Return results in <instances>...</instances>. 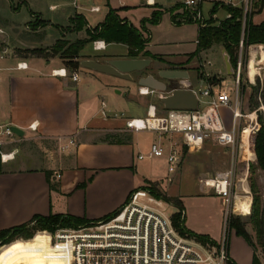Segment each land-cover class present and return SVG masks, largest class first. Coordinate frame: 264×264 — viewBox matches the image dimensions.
Masks as SVG:
<instances>
[{
  "label": "crops",
  "instance_id": "crops-1",
  "mask_svg": "<svg viewBox=\"0 0 264 264\" xmlns=\"http://www.w3.org/2000/svg\"><path fill=\"white\" fill-rule=\"evenodd\" d=\"M130 2L131 4L127 0H119L118 7L110 6L105 12L99 5L93 4L86 9V7L80 6L78 2H74L73 4L76 3V11L69 17V25L64 28H68L70 20L78 14L86 18L89 27H96L105 20L110 9L117 10L121 18L133 24L126 16V11L134 7L133 1ZM139 2L148 9L147 16L144 18L147 19L156 10V7H154L155 9L152 7L153 5L157 4L159 7L170 9L181 3V0H176L175 5H171V7L166 3L163 4V0H154L153 4L150 5L146 4L145 0H139ZM51 7L55 8V6ZM92 7H99L100 12L92 13L90 11ZM39 20L46 21L47 27L56 25L53 21H47L41 17ZM172 24L176 25L173 21ZM44 28L46 27H40L35 31L40 33ZM59 29L61 36L57 41L65 39L74 43L77 40L87 38L85 30L79 33H64L62 32L63 27L59 26ZM148 29L151 41L147 50L158 59L160 58L159 60L151 59L154 66L152 70H147L149 71L148 75L152 74L154 69H157V72L160 70H185L189 73L194 88L212 85L208 81L209 77H232L228 74L227 65L224 69H217L215 73H207L204 66L203 70H195L197 63L194 59L189 62L190 55L185 56L183 61H177L170 56L153 53V36L150 25H148ZM0 31L3 32V35L6 34L5 36L0 35V38L8 37L7 39H9L8 31L3 25H0ZM197 41L198 39L196 44ZM55 43L53 45H41V47L21 43L15 48L25 50L51 49ZM105 44L107 49L111 46ZM123 46L126 48L124 53L106 55L105 58L87 55L82 51L81 57H86H82L81 60H95L105 63L113 59H130L127 57V47ZM220 50L225 59V50L221 46ZM5 51L6 54L0 59V124L19 128L24 132V136L16 143L2 148L7 152L16 150V156L13 161L7 164L0 162V231L29 224L35 216H72L89 222L101 220L112 215L123 206L133 191L148 187L147 182H154L160 186V180L155 178L153 173H150L151 165L149 164L151 161L160 158L139 160L138 155L140 153L147 155L154 143L161 144L168 149L170 137L158 135L155 140L145 143L141 133H134L126 128V121L136 116L124 113L116 115L106 100L103 99L104 94L108 93L109 89H114V95L122 94L123 91H120V87L115 86L110 78L115 76L91 70L80 72L79 69L77 71L80 72V78L78 82H74L71 79V74H68L67 77L57 74L58 70L64 69L68 73L67 68L57 58L47 60L39 56L20 57L14 55L9 46L6 47ZM250 55L252 56L251 61L249 58L246 64L249 65L250 76L254 77L256 74L255 58H264V45L251 46ZM22 62L28 64L27 70L18 69V64ZM199 73L203 74V78L200 77ZM133 76L135 79L131 82L139 94L140 88L137 80L141 74H134ZM249 82L254 85L250 79ZM173 83V88L178 87V84L183 85V82L179 81ZM232 83H234L233 80ZM89 85L94 88L91 93L86 92ZM219 86L229 88L231 84L225 79L222 81V86ZM251 87L253 89L254 86L247 87L240 84V103L243 114H247V111L250 110ZM102 103L106 105V116L102 114ZM151 104L153 102L150 101L148 106ZM262 108L264 110V107ZM230 113V109L223 108L221 110L222 116ZM250 114L253 117L257 116L256 113ZM32 124L37 125L36 131L29 129ZM232 126V121L226 123L227 129H231ZM178 137L181 136H174L173 139H178ZM254 138L255 136L252 139V148L254 147ZM179 139L182 141L181 138ZM70 140L75 141L76 145L70 146L69 149H63L69 145ZM27 142L31 145L27 147L31 148H26L25 154H22V151L17 147H13ZM33 144L36 145L35 148H32ZM216 144L215 140H209L204 144L203 147L206 149L205 164H201L199 160L196 162L195 160L199 158L197 157L191 162L184 163L179 171L183 173L188 163L199 165L203 171L202 174L200 171L198 172L200 175L197 177L199 181H196L197 191L195 193L182 191L178 197H171L180 199L184 208H186L185 202L194 197L220 198L205 185V180L209 176L221 172L223 165L229 166L228 169L231 168L232 149L218 144L214 146ZM251 145L249 143L247 145L246 156L251 153ZM198 153H190V155L193 157ZM248 169L245 168L244 170L249 174ZM258 173L261 175L259 188L264 200V174L260 170ZM248 177L249 175H247V182ZM245 190L247 192L246 198L240 206H238L239 202L236 199L235 212L249 216L252 205L249 182L248 188ZM165 194L170 197L167 193ZM219 206L224 207L222 199ZM210 217L202 214L197 222L196 220L189 221L188 224L185 209V226L191 232L207 236L220 244L223 237L219 231L215 230L214 222ZM47 245H49L48 236ZM227 255L236 264H253L256 255L264 264L262 249L259 250V246L256 249L253 248L245 239L237 236L234 230H230ZM8 261L10 262V260ZM0 264L10 263H6L5 259H0Z\"/></svg>",
  "mask_w": 264,
  "mask_h": 264
},
{
  "label": "built area",
  "instance_id": "built-area-1",
  "mask_svg": "<svg viewBox=\"0 0 264 264\" xmlns=\"http://www.w3.org/2000/svg\"><path fill=\"white\" fill-rule=\"evenodd\" d=\"M205 1L181 0L188 11L184 19H190L192 23L198 24L199 28L205 27L207 20L212 18V14L210 18L204 17L202 5ZM254 1L220 0L221 5L240 8L244 12L234 96L227 87L219 85L199 88L192 86L189 89L194 91L198 100L196 110H166L164 105L159 110L155 104H151L148 106L145 118L132 117L126 121V128L131 132H152L161 137L169 136V140L172 139L168 149L161 144L154 143L147 155L141 153L138 155L139 160H146L162 158L168 154L169 171L172 173L176 172L182 163L183 147H188L190 151L198 150L207 141L215 140L219 146L232 149L231 168L217 172L205 180V185L222 199L224 207L227 208L220 248L203 244L189 235L182 234L173 223L174 215L179 212L175 205L158 198L150 188H140L133 191L127 202L106 218L91 221L78 228H58L53 232H38L48 235V242L54 255L65 259L67 264H228L226 246L230 230L229 222L232 215L237 213L235 202L237 197L243 195L242 184L246 183V188H248V172L243 170L242 179L240 181L237 179V172L241 168L239 151L242 145V160L246 161L248 169L250 157L246 156L248 144L245 134L246 127L252 126L253 137L257 132L254 130L256 125H252L253 120L249 119L248 114L242 113L239 98L241 72L246 66L249 68V65L243 61L244 36L247 16L253 12ZM152 2L153 0H145L148 5ZM90 11L98 13L100 8L92 7ZM213 17L219 24L222 20L229 19L231 14L227 13L224 19H219L215 15ZM93 49L97 52L105 51L107 45L99 40L94 42ZM5 54L6 51L0 50V59ZM17 67L19 70H27L28 64L22 62ZM57 74L63 77L70 75L65 69L57 71ZM70 76L74 82H78L80 78L77 70ZM184 88H186L184 84H178V87L174 89ZM139 94L145 97L159 94L160 101L165 97L161 95L165 93L147 87L140 88ZM102 106V114L106 116L105 103H102ZM223 108L231 111L233 124L231 129H227L221 115ZM255 123L258 124L257 118H255ZM29 129L36 131L37 125L32 124ZM174 136H181L182 144L173 140ZM20 138L11 126L0 124V162L2 164L13 161L16 156V150L7 152L2 148L16 143ZM74 145H76L75 141L70 140L69 145L63 149H69ZM253 148L251 145V152ZM182 217H185V212H182Z\"/></svg>",
  "mask_w": 264,
  "mask_h": 264
},
{
  "label": "rangeland",
  "instance_id": "rangeland-1",
  "mask_svg": "<svg viewBox=\"0 0 264 264\" xmlns=\"http://www.w3.org/2000/svg\"><path fill=\"white\" fill-rule=\"evenodd\" d=\"M118 1L119 0H79L78 3L80 6L86 7V9L93 4L99 5L103 8L104 10L103 12H105L106 10H108L110 6L118 7ZM130 1L131 0H127L129 4H131ZM132 1L134 3V7L126 11V16L128 17L129 20L133 22L134 25H136L137 27H141L143 19L147 16L148 9L145 5L144 6L141 5L139 0H132ZM257 1L258 0H256V2ZM74 2L76 1L75 0H0V25H3V27L6 28V31H8L7 34L9 35V39H7L8 37L7 38L3 37V39L0 38V50L4 52L6 47L9 46L14 55H19L20 57H33V56L38 57V54L33 55L28 50L16 49L15 47L20 46L21 43H27V45H34L35 47H41V45L43 46L53 45L57 41V39L61 36V31L59 29V26L63 27V30L66 29L64 27L69 25V17L73 15L74 12L76 11L75 10L76 4H73ZM175 2L176 0H163V4L166 3V5L170 7L171 5H175L174 4ZM178 4H182V3H178ZM217 4L218 5L220 4V0H206L203 3L202 12L205 18H210V14H211L210 12ZM51 6H55V8H52ZM152 7L154 8V5ZM170 9L160 7V9L158 10L168 11ZM186 14H188V11L187 8H185V6L183 5V7L179 8L173 13L170 12L169 14L167 13V15H164L158 25L151 26V31L153 36L152 52L157 54H162L165 56H170L171 58L177 61L180 60L183 61L185 59V56L190 55L189 62H191L194 59V61L197 63V67H195V70L197 71H199L200 69L203 70V66L207 73H215L219 68L224 69L226 63L221 53L219 45H215L211 49L207 51H203L199 55V57L191 58V55L195 54L198 50L197 48L198 44H196V40L198 39L199 27L198 24L192 23L190 19H184L186 17ZM213 15H215V17H218L219 19H224L225 16L227 15V12L225 10L219 9L216 13L214 14L212 13L211 19H214ZM36 16H39L47 21H53V23H56V25L52 27L45 26L46 28H44L40 33H38L34 30L33 26H30V24L40 21L38 18H37L38 20L36 19ZM171 16L175 17L177 23H181L183 25H177V26L173 25L171 21ZM90 21L92 22V20ZM261 21L262 22L264 21V7L263 10L259 14H256L253 18V22L255 24L260 23ZM186 23H190V24H186ZM0 35H3V32L0 31ZM93 46L94 43H90L86 45L83 50V53L87 55L90 54L98 58H105L106 55L122 54L126 51V48L120 44H112L104 52L94 51ZM250 47L244 48L243 61H245V58L247 60H249V58L250 59L252 58L251 55L249 56ZM42 50L45 51V53L42 55L43 57L48 54V53L46 54V50L47 51L49 50L48 55L52 56L50 49H42ZM82 57H86V56H82ZM54 58L59 59L62 62V64H64V67L67 68L68 72L70 74L72 73L70 69L67 67L68 61L66 59L62 58L61 55H57ZM45 59L48 60L51 58H45ZM153 66L154 65H151V67L148 68L147 70L150 69L152 70ZM79 69L80 72H88V70L84 69L83 67H80ZM148 72L149 71L145 72L141 76L148 75ZM234 72L235 73L232 75L231 78H227V77L218 78L215 76L209 77V82L210 81L211 82L213 81L215 83L221 82L220 85L222 86V81L227 79L231 84V86L228 89L231 90V94L232 96H234L236 71L234 70ZM258 73L259 75L256 76L254 85H251L249 82L247 66L243 68L241 72L242 75L241 85L247 87L254 86L256 88L255 90H257L256 92L251 87L250 92H251L252 100L250 98L249 103L251 106H250V110L247 111L248 115L250 113L258 112L257 116L254 117L253 119L254 120L253 124L256 125L255 128L257 131L259 126H257V124L255 123V118H257L258 121L259 114H261L264 117V110L262 109V107H264V98H262L261 96L262 91L264 90V65L259 68ZM152 74L157 76V69H154L152 71ZM199 74L200 77L203 78V74L201 73ZM110 78L113 80L114 85L120 87L119 90L123 91L122 94L118 96V95H114V89H109L108 93L104 94L103 97V99L106 100V102L108 103V105L116 115H120L124 113L126 115H133L136 117L145 118L147 116V107L150 101L153 102V104H155L159 110H161L163 104L159 99L160 96L159 94L152 95L149 97H141L138 94L137 88L135 87V85H133V82H131L130 80L121 79L118 77H110ZM232 80L234 81V83H232ZM164 81L168 85L169 87L168 93H170L174 89L172 87V84H174L173 82L176 81H170V80H164ZM93 89L94 88H92L89 85L87 86L86 92L91 93ZM161 95L167 96L168 94H161ZM239 98L241 99L240 94H239ZM257 105H259V107L257 110H255V107H257ZM222 117L225 123L227 122L231 123V113L223 114ZM140 133L142 134L141 136L145 141V143H150L152 140H155V138L158 136L157 133H152V132H140ZM179 138L182 139V137H178V139ZM178 139L174 138L173 140H177L179 144H182V141ZM171 140H169V142ZM27 146H31L30 143L28 144L27 142L23 144H18L16 146L14 145L13 147H17L18 149H20V151H22L23 154L26 148H31ZM214 146H217V144ZM35 147L36 145L33 144L32 148ZM192 151H190L188 147H183L182 163L179 166V169L174 173L169 171L168 154H166L164 157L160 159H155L149 163L151 165L150 173H153V175H155L154 177L155 178L157 177L160 180L159 182L161 187L157 183L154 182L152 183L154 184L156 189L159 190L161 194L167 196L165 194L167 193L170 197H178L182 191H185V193L187 192L195 193L197 191L196 181H199L197 177L200 175V173L202 174L203 172L201 171V167L199 165L188 163L183 173L179 172L182 169L184 163L191 162L194 160V158L197 157L199 158L195 160L196 162H198L199 160L201 164H205L204 162L205 161L204 159H206L205 147L200 148L198 150L195 149ZM197 152L199 153L196 156L191 157L190 153H197ZM250 155L248 154L249 157ZM242 157H243V151L241 145V150L239 151L241 168L237 172V179L239 181L240 179H242L241 172L247 167L246 161L242 160ZM251 164L254 165L255 163L252 162L250 158L249 166H248L249 167L248 182H249L250 191H251L250 179L256 180L258 188H259V180L261 179L260 178L261 175L258 173L257 168L254 171L250 170ZM221 168H222L221 171H225L229 168V166L223 165V167L221 166ZM199 171L200 173L198 174ZM148 188H150L151 190L154 189L151 185H149ZM161 188L163 191L161 190ZM245 189H246V183L242 184L241 187V192L243 195H240L239 197L236 198L239 202L238 206H240V204H242L244 199L246 198L247 192ZM185 200L188 199L185 198ZM219 202H221V199L215 197L213 198L194 197L189 199L188 202H185L187 223L189 224V221L193 222L195 220L197 222L199 220V216L202 214L209 215L211 216L210 218H212L214 222L213 226L215 230L219 231V233H221L223 237L224 228H225V213L227 208L220 207ZM252 204H253V194H252ZM232 216L239 217L242 218L243 220L248 221L250 215L246 216V215H242V213L240 214L237 212ZM67 228H78V227H67ZM229 229H230V224H229ZM247 230L252 236L254 243L257 246H259V250L262 249L258 244L256 233L252 225L248 224ZM40 231H45V230H37L34 233V236L35 235L36 236L33 239L32 238L24 239L20 237L17 238L12 243V252L7 257L0 259H5L6 263L8 262L10 264H65L63 259H54L50 257L52 256V254L46 252L48 249L47 242L46 243L36 242L39 241L42 237H45V241H47V237H46L47 234L38 233ZM229 236H230V230L227 237V244L229 241ZM38 252H46V253H38ZM262 252L264 253V249H262ZM263 259H264V255H263ZM8 260H10V262Z\"/></svg>",
  "mask_w": 264,
  "mask_h": 264
},
{
  "label": "trees",
  "instance_id": "trees-1",
  "mask_svg": "<svg viewBox=\"0 0 264 264\" xmlns=\"http://www.w3.org/2000/svg\"><path fill=\"white\" fill-rule=\"evenodd\" d=\"M263 6L264 0H258L257 2L255 0L253 12L247 16L244 36L245 48L253 45H264V22L260 24H254L253 22V17L262 11ZM154 7H156V10L153 12L152 16L150 18L144 19L142 21L141 27L139 28L133 25L130 21L121 18L118 11L114 9H110L108 14L106 15L105 20L102 23L98 24L96 27H89L86 18L83 15L78 14L70 20V26L64 30L62 29V32L79 33L85 30L87 38L77 40L74 43H71L65 39H59L50 49L52 56L48 55L49 50H46V54H48L44 57L42 55L45 53V51H43L42 49H32L28 51H30L33 55L38 54L39 57L43 58H54L57 55H61L62 58L68 61L67 67L71 72H74L81 67V53L84 50L85 46L99 40L104 41L108 45H125L128 49L127 57L130 59L159 60L160 58L158 59L155 55L147 50V46L151 41V35L148 29V25H158L166 13H173L174 11L183 7V4H177L174 8L168 11L158 10L160 9V7L157 6V4ZM219 9L225 10L227 13H230L231 17L229 19L222 20L219 24L216 20L210 18V20L207 21V25L205 27L199 28L197 43L198 50L195 54L191 55V58L199 57V55L203 51H207L213 46L219 45L223 47V49L229 56L231 65L236 71L237 63L239 60V44L242 38L243 31L244 12L240 8H232L217 4L212 9L211 14L216 13ZM37 18L39 19V16H36V19ZM172 21L176 25H182L181 23L176 22L174 16H172ZM47 24V22L38 21L36 23L30 24V26H33L34 30H37L40 27H45ZM246 62L247 59L245 58L244 63L246 64ZM263 65L264 64H259L260 67ZM210 83L212 85L221 84V82L215 83L213 81H210ZM253 89L257 92V90H255V87ZM261 96L262 98H264V90L262 91ZM258 107L259 105L255 107V110H257ZM258 126L259 128L254 138V150L250 155L252 162H254L255 164H251L250 170L254 171L257 168L264 174V117L261 114H259L258 116ZM147 184L148 186L151 185L154 188L152 192L158 198H162L174 204L175 207L179 210V212H177L173 217V223L182 234L189 235L203 244H210L212 246H215L216 248H220V244H218L211 238L204 235L195 234L186 228L185 217H182V212H185V208L183 202L180 199L165 196L156 189L153 183L147 182ZM250 184L251 192L253 194V204L248 221L243 220L239 217L232 216L229 222L230 230H234L237 236L245 239L247 243H249V245L256 249L257 246L247 230V225H252L256 233L258 244L262 249H264V200L262 198L261 191L257 186L256 180L250 179ZM87 223H89V221L72 216H35L32 222L29 224L0 231V258H5L12 252V243L19 237L24 239H33L36 236H34V233L37 230H47L53 232L58 228L79 227ZM36 242L46 243L47 241H45V237H42L39 241ZM227 261L228 264H236L231 261L228 256ZM253 264H262L260 259L256 255L254 257Z\"/></svg>",
  "mask_w": 264,
  "mask_h": 264
},
{
  "label": "water",
  "instance_id": "water-1",
  "mask_svg": "<svg viewBox=\"0 0 264 264\" xmlns=\"http://www.w3.org/2000/svg\"><path fill=\"white\" fill-rule=\"evenodd\" d=\"M224 54L228 74L232 76L235 72L231 65L230 58L226 52H224ZM151 65V59H113L105 63L95 60L81 61V67L84 69L130 81H134V74L143 75ZM164 80L183 82L186 88L174 89L168 93L169 87ZM137 84L139 88L147 87L151 90L168 94L161 99V103L166 110H196L198 107L197 96L193 90L189 89L192 87L190 75L185 70H160L157 72V76L154 74L140 76L137 80ZM12 130L20 137L24 136V132L21 129L13 126Z\"/></svg>",
  "mask_w": 264,
  "mask_h": 264
},
{
  "label": "bare ground",
  "instance_id": "bare-ground-1",
  "mask_svg": "<svg viewBox=\"0 0 264 264\" xmlns=\"http://www.w3.org/2000/svg\"><path fill=\"white\" fill-rule=\"evenodd\" d=\"M151 1H152V0H151ZM153 2H154V0H153ZM153 2H152V4H153ZM250 61H251V59H250ZM255 62H256V74L254 75V78L250 76V72H249V68H248V77H249V79H250L252 82H255V79H256L255 77L258 75V70H259V68H260L259 64L262 65V64L264 63V58H259L258 60L256 59ZM249 64H250V63H249ZM58 71H59V70H58ZM262 109H263V108H262ZM249 119L253 120V119H254L253 115L249 114ZM150 122H151V120H150ZM253 122H254V120H253ZM253 122H252V125L254 126ZM256 124H257V123H256ZM257 126H258V124H257ZM254 130L256 131V128H255ZM245 134H246V139L248 140L249 145H251V143H252V138H253V135H254V133H253V129H252V126H250V127H246V132H245ZM247 145H248V144H247ZM52 251H53L52 248L50 247V245H48V249H47L46 252L52 254L51 258H54V259H63V258H61V257H59V256H57V255H54ZM46 252H39V253H46ZM63 260H64L65 264H67L66 260H65V259H63Z\"/></svg>",
  "mask_w": 264,
  "mask_h": 264
}]
</instances>
